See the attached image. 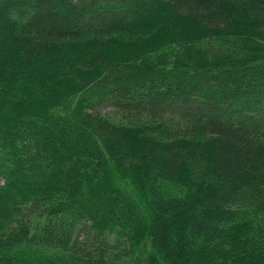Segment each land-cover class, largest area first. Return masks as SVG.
Wrapping results in <instances>:
<instances>
[{
  "label": "trees",
  "instance_id": "1",
  "mask_svg": "<svg viewBox=\"0 0 264 264\" xmlns=\"http://www.w3.org/2000/svg\"><path fill=\"white\" fill-rule=\"evenodd\" d=\"M0 264H264V0H0Z\"/></svg>",
  "mask_w": 264,
  "mask_h": 264
},
{
  "label": "rangeland",
  "instance_id": "2",
  "mask_svg": "<svg viewBox=\"0 0 264 264\" xmlns=\"http://www.w3.org/2000/svg\"><path fill=\"white\" fill-rule=\"evenodd\" d=\"M88 96H90V95L88 94L87 97H88ZM92 97H93V96H92ZM106 111H107V109H102V110H101L102 113H103V112L105 113ZM126 189H128V188H126Z\"/></svg>",
  "mask_w": 264,
  "mask_h": 264
}]
</instances>
